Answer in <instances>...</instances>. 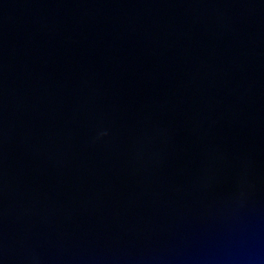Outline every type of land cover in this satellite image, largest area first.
<instances>
[{
  "label": "water",
  "instance_id": "obj_1",
  "mask_svg": "<svg viewBox=\"0 0 264 264\" xmlns=\"http://www.w3.org/2000/svg\"><path fill=\"white\" fill-rule=\"evenodd\" d=\"M0 264H264V0H0Z\"/></svg>",
  "mask_w": 264,
  "mask_h": 264
}]
</instances>
